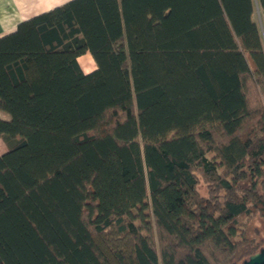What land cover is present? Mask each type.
<instances>
[{"label": "trees", "instance_id": "trees-1", "mask_svg": "<svg viewBox=\"0 0 264 264\" xmlns=\"http://www.w3.org/2000/svg\"><path fill=\"white\" fill-rule=\"evenodd\" d=\"M257 12L264 0H71L0 37V264L264 249L248 234L264 219Z\"/></svg>", "mask_w": 264, "mask_h": 264}, {"label": "crops", "instance_id": "crops-1", "mask_svg": "<svg viewBox=\"0 0 264 264\" xmlns=\"http://www.w3.org/2000/svg\"><path fill=\"white\" fill-rule=\"evenodd\" d=\"M69 1L71 0H0V37L15 31L17 25L22 21L50 11ZM257 16L264 17V14L257 12ZM90 57L89 54H86L79 58V63L85 74L96 69V64ZM84 67L92 68L85 69ZM5 152L6 150H0V154Z\"/></svg>", "mask_w": 264, "mask_h": 264}, {"label": "rangeland", "instance_id": "rangeland-1", "mask_svg": "<svg viewBox=\"0 0 264 264\" xmlns=\"http://www.w3.org/2000/svg\"><path fill=\"white\" fill-rule=\"evenodd\" d=\"M262 16H256V20L258 22L261 21V18ZM92 59V57H90ZM94 61V60H92ZM92 61H91V64H92ZM85 69H91L92 67L90 68H86L84 67ZM0 117L1 118H5V119H8L9 116L3 112L0 111ZM3 149V150H7V147L6 145L4 144V142L0 139V150ZM248 234H249V237L251 238H260V239H264V219L262 218H259L257 217L256 219H254L253 221L250 222V226L248 228Z\"/></svg>", "mask_w": 264, "mask_h": 264}, {"label": "water", "instance_id": "water-1", "mask_svg": "<svg viewBox=\"0 0 264 264\" xmlns=\"http://www.w3.org/2000/svg\"><path fill=\"white\" fill-rule=\"evenodd\" d=\"M241 264H264V249L250 256L248 259L244 260Z\"/></svg>", "mask_w": 264, "mask_h": 264}]
</instances>
